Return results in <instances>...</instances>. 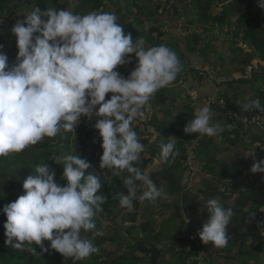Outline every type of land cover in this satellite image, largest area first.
Here are the masks:
<instances>
[{
	"label": "clouds",
	"instance_id": "1",
	"mask_svg": "<svg viewBox=\"0 0 264 264\" xmlns=\"http://www.w3.org/2000/svg\"><path fill=\"white\" fill-rule=\"evenodd\" d=\"M258 6L264 9V0H258ZM117 20L111 12L79 15L67 9L35 7L16 21L11 28L18 48L15 63H9L0 44V156L23 152L62 131L75 132L81 118L87 117L95 121L93 127L102 137L100 167L129 174L123 181L128 194H121L118 203L131 210L134 201L167 198L149 172L136 166L145 145L135 122L150 98L176 80L182 64L166 45L145 48L142 38L133 42ZM129 54H135L138 63L125 78L115 69L131 63ZM243 108L264 112L258 99ZM212 118L208 105L201 104L184 131L210 137L223 132L220 125L210 124ZM161 149L157 163L178 154L171 138ZM63 165L66 184L56 182L50 166L39 164L23 181L24 194L3 207L6 246L33 254H37L33 244L43 252L50 247L74 261L99 252L82 235L89 231L93 236L103 235L95 222L107 200L101 194L99 175L89 171L92 165L81 155H66ZM250 170L264 173V160L254 161ZM137 181L143 189L139 195ZM223 203L220 197L206 201L210 219L198 233L205 245L223 248L228 244L227 226L234 212ZM44 241L50 245L46 247Z\"/></svg>",
	"mask_w": 264,
	"mask_h": 264
},
{
	"label": "trees",
	"instance_id": "2",
	"mask_svg": "<svg viewBox=\"0 0 264 264\" xmlns=\"http://www.w3.org/2000/svg\"><path fill=\"white\" fill-rule=\"evenodd\" d=\"M82 1H84L82 5V11L84 12H71L79 15H85L92 11L111 12L115 14L112 8L113 5H111V0ZM246 1H249L250 3L244 6L242 3H245ZM29 2H31V0ZM49 2L57 5L58 11L66 9L68 6V2L65 1V3H62L61 0H35L32 2V5L34 8L39 7L41 10H46L51 8L49 6ZM157 2L158 9L160 8L158 11L160 14L159 18H163L162 21L164 23H161L158 18L151 15L150 9L154 3H148L147 11L144 8L136 6V2L133 0L131 2H129V0H125L124 6L121 4L118 5L121 8L118 6L114 7V9L119 8L118 13L130 15L129 20L127 21H125L123 17H118L117 23L123 27L125 33H130L132 35L133 42H135L137 38H142L145 41L144 47L148 48L152 46H158L159 43L163 41H171L167 40V38L168 36H172V40H176L177 42L183 44L182 47L177 44L170 46H173L176 50L182 52V57L179 58L182 64L181 73L178 74L174 82L164 88H161L149 100L154 101L155 105L159 104L161 106H166L169 103V107L166 109V111H160V114L162 113L164 115L163 119H159L158 113H155L150 121L143 122L142 119L137 118V121L135 122V131L137 132L141 142L145 145V152L142 154V158L136 166L140 167L144 171H148L150 178L155 185L157 184L156 175L160 174L162 175L163 179H166L169 182V185L172 187L171 192L176 193L179 191V188L182 185V180L184 176H186L185 171L183 169L180 170L185 159H187V155L183 154L184 152L188 151L187 146L192 145L194 142L193 139L196 137L193 134L184 133L187 123L194 118L197 109V107L192 105V101L190 100L192 96L189 94V88H192L198 95L200 101L199 106L201 104H207L208 101L207 105L213 113L212 119L216 122H219L217 125H220L224 128V131L220 133L221 137L217 142L215 137L208 138L210 139V143L216 142L215 144H219L223 139L228 137L233 145L231 148V153L228 152L229 154L224 156H215L214 161H210V164L207 163V166H205L209 173H218V178L212 177L210 178L211 182L207 183L204 181V179H200V172L198 171L193 179L189 176H186L188 186L189 183H191L193 186L204 188V199L207 201V197L208 199L218 197V188L220 185L219 180L221 176H227L229 178L236 177L235 172L232 171V167L241 164L237 162L235 165H233L234 160H242L245 163H248L249 160L248 158L238 157L242 155V153L238 150L240 147L237 145L236 140L233 141L231 137L232 135H235L234 133L236 131L239 130L231 125L233 119L226 113V109L225 111L220 109L221 100H224L225 105L231 109L233 113L234 110L243 109V116L251 117L252 111H245L243 108V103H241V106H239L240 102L238 103V95L244 97L246 103L257 99L259 101L264 99V90L259 89L257 92L253 91L254 85H258V82L264 79V69H262L261 72H256L254 74V78L251 81L240 79L238 81H222L218 83L217 75L231 76L235 72L243 71L245 66L252 61L253 56H259L264 59V14H260L261 10L263 9L259 7L256 12H253L252 8L257 4L251 3L252 0H237L239 3H236L235 1H231L233 3H227V0H157ZM229 4H236V6L231 10V6ZM19 6L20 4L10 3L9 0H0V17L6 18L12 23L18 16L16 13ZM135 7L138 8V11L135 14H132L131 10ZM192 12L196 16V20L190 17L191 14H193ZM235 17L236 19L232 20ZM136 21L139 22V26L135 25ZM148 21H152V24H150L148 28L144 27L146 26L145 23ZM228 21L234 22L232 26L235 30H239V35L242 40L248 42L251 47H253L252 52L245 54L242 57V61H240L241 66L240 68L236 67V70L226 68L224 62L220 63L222 68L217 67V64H219L218 60L213 58V56H209L207 57V63L212 65L211 69H208L207 71L204 70V72L194 70L193 74H190L189 66H195L202 61V57L198 54L202 53V51H204V49L207 48L210 43L214 46L217 45L215 41L218 39V35H220L218 34V30L222 29V26ZM159 22L161 24H159ZM165 25L169 28L168 31L162 29ZM178 29H183L184 31L191 29L192 33L182 36ZM198 30H205L206 33L208 30L215 32L209 35H203V33H200ZM159 32L161 34L158 37L157 34ZM210 38H212V40H210ZM4 51L9 56V63H15L18 53L16 42L13 41V47ZM233 51L234 53H237L238 51L241 53L240 48H234ZM193 54H195V58H193ZM127 58L131 60V63L122 66L124 71L130 74L135 69L138 60L135 57V54H129V57ZM223 60L225 59L223 58ZM227 72H229V74ZM211 74L214 75V78H211V80L207 79L209 82L202 83L200 81V79L203 78L202 75L210 76ZM180 78H183L184 82L186 83L185 85H181L183 84L181 82L180 84L178 83ZM232 85L237 87L231 90ZM172 86L173 88H171ZM254 90H256V88ZM111 95V93L107 94L106 99L110 98ZM182 95H185L188 101L187 103H183L182 107H179L176 105V98L177 96L181 97ZM252 96H255V98ZM238 106L240 108H238ZM145 108L146 107H144L143 110H145ZM177 109L179 112L176 114ZM237 112L240 113V111ZM182 114H184V116H182ZM213 120L210 121V124ZM222 121H224V124H221ZM94 122V120L89 121L87 117L81 118V122L77 126L76 130L77 137L74 141V147H72L69 136L72 134V132L62 131L54 138L45 137L41 142L37 143L36 145L29 146L23 152L12 153L7 156H0V165L2 166L0 167V264H42L43 260L47 261L48 264H85L84 261L91 257L94 260V253L85 259L74 261L71 258L63 257L55 250L54 256H50L49 251L51 252L52 250L50 247L47 252H43L39 246L33 244L31 247H35L37 253L33 254L32 252L22 251L11 246H6V237L4 234L6 215L2 211L6 204L15 201L20 195L24 194L23 181L32 174V171H34L35 167L39 164L45 163L50 166L56 172V182L62 185L66 184L67 181L64 180L60 182L59 177L63 176L64 157L68 154H73L81 155V158L90 162L92 167L89 169V171L95 172L97 175H99L100 182L103 185L101 194H104L107 197V200L102 205L103 211L100 212L98 216L105 222V224H108V222H106V209L111 215L113 210L108 208L112 207L114 204L119 206L118 197L121 194H128V190L123 184V181L128 177V173H121L118 171L113 179H109L106 176L104 173V170L106 169H102L100 167L101 156L103 153V149L101 147L102 137L99 134V130L93 127ZM149 125L150 127H148ZM228 125L232 126L230 130L227 127ZM151 129L157 132L158 135L157 138H155V140L150 143L149 138H151L153 134L152 131H150ZM63 134L64 136L65 134L67 136L64 137ZM146 135L149 137H146ZM170 138L175 140V150L178 152V154L174 158L169 157L167 161H163L161 159L160 162L157 163V159L161 156V146L163 144H167ZM239 138L240 136H238L237 140H239ZM205 140H207L206 137L200 141V143L207 142ZM195 154L194 161L199 162L201 161L200 157L205 156L206 158L209 152L207 149H203L201 152H197ZM243 156L245 157V154ZM209 158H211V156H209ZM258 159L264 160V154L262 153ZM21 171L23 172L22 177L18 174ZM253 176L256 177V183L261 182V184H259L258 190L264 189V180L263 182L261 180L262 177L264 178V173H255ZM116 179L122 184V191L116 188ZM190 179L192 180L190 181ZM237 183L238 182L231 186V190H237ZM136 184L138 187L141 185V182L137 181ZM142 190L143 189L139 190L140 192L138 195L142 193ZM241 191L242 195H239L236 199H234H238L237 202L223 201V206L226 209H233L234 212L233 217L227 226V232L229 234L227 246L223 248H217L213 244L209 243L207 245H203L202 248H198L195 244L194 248L189 250L184 257L182 255V251L184 250L178 252L177 256L180 262H183V264H189L192 259L202 256L203 259H207L209 263H212L213 260L215 261L217 257L223 259L222 261L219 260L220 262L218 261L217 264H249L251 261L253 263V260H247L255 254L253 249L256 246L260 250L263 249L262 244L260 241H258L259 239L257 240V238L260 236L264 237V234L261 231L258 237L253 236L252 240H249L245 238L246 233L244 232V229H246L248 225L251 226L250 230L252 232L258 230V227L264 228V216L261 210V207H264V195L262 196L264 193H261L257 203H252L254 200L252 199V201L249 202V206H251L249 208V206L246 207L247 204L244 207H239L242 201L247 202L245 199V191ZM212 192H216L218 194L212 195ZM200 195L201 194L198 193L197 198H200ZM221 198L224 199L223 197ZM201 201L203 202V200ZM133 203L134 205L136 204V206H142L143 204L142 201L138 200L134 201ZM162 205H164L163 208L169 209L167 204L164 203ZM138 206L137 208L135 207L131 210L123 209L119 219L122 222L128 220V224L131 225L136 224L139 231L143 234L142 239L138 241L143 243L142 245L146 250L141 251V246L136 247L138 245V241L135 244L128 242L131 244L130 246L129 244L127 245V247L131 248L128 254L120 253L118 258L110 261L104 259L101 264H158L151 256L152 253L150 250L154 248L157 252L161 251L164 248L162 242L165 240V237H170L172 240V244H170L171 247L168 246L172 250L176 249V242L190 241L188 239V235L186 238L181 236L180 233L182 225L176 230L174 228L172 229L173 219H181L182 217L181 208L179 205L175 207V215H173L174 217H164L161 222L155 219L154 214L150 212L155 207L153 202H147L146 206L141 211L138 209ZM203 206H205V204H203ZM241 210L244 211L243 214L241 213ZM204 211L206 212L207 209ZM254 218L260 221L256 225V228L251 225V221ZM181 221L183 220L181 219ZM109 224L111 226L114 225L111 223ZM105 226L107 227L109 225ZM128 227H130V229ZM127 228L128 229L126 233H131L133 227L127 226ZM120 231H122V228ZM82 235L85 237L92 236L93 232H83ZM112 240H114V236L109 232L107 233V236L104 237L100 242L97 241V244H106ZM241 241H243L244 247H239L238 252L232 255V249L236 247V245ZM44 244L46 247H48L50 242L44 241ZM118 250L121 252L122 245L118 247Z\"/></svg>",
	"mask_w": 264,
	"mask_h": 264
},
{
	"label": "rangeland",
	"instance_id": "3",
	"mask_svg": "<svg viewBox=\"0 0 264 264\" xmlns=\"http://www.w3.org/2000/svg\"><path fill=\"white\" fill-rule=\"evenodd\" d=\"M9 1H10V3L17 4L15 2L16 0H9ZM65 1L68 2V6L66 8L67 10L73 11L75 13H83L84 12V11H82L83 10L82 5H83L84 1H82V0H61L62 3H65ZM111 1H112L111 5H113L112 8H113L116 16L119 18L123 17V19H125V21L129 20V18H130L129 14L125 15L124 13H118L119 8L114 9V7H116L120 4L122 6H124L125 0H111ZM131 1L132 0H129V2H131ZM133 1L136 2L135 3L136 6L146 9V11L148 10V7H147L148 3L149 2L154 3L150 9L151 15L158 18V20H160L161 23H164L162 21L163 18H159L160 14L158 13V11L160 10V8L158 9L157 0H133ZM231 1H235L236 3H239V2H237V0H227V3H230ZM21 2L22 3H19L20 9L18 8V10L20 11V10L24 9V7H27L26 8L27 10L25 12L20 13V14H19V12H17L16 14L19 17L17 16L15 18V21H13L12 23L10 22V24H8V23L1 24L0 23V30L2 31V33L0 34V36L2 35L1 36L2 37V43L1 44L4 46V50H9V49H11V47H13V41H15V37L11 33V28L13 27V25L16 23L17 20L24 19V16L26 14H28L34 10V6L32 4H27L25 2V0H22ZM231 3H233V2H231ZM249 3H250L249 1H246L245 3H242V4H244V6H246ZM251 3L257 4L256 6H254L252 8V11L256 12L259 9L258 0H252ZM49 6L52 8L53 7L52 3L49 2ZM126 6H128V5H126ZM230 6H231V10H232L236 6V4H233ZM137 11H138V8L135 7L131 10V13L135 14ZM260 14L261 15L264 14V9L261 10ZM190 17L192 19L196 20V16L194 15V13L191 14ZM12 18H14V17H12ZM235 19H236V17L233 18L232 20H235ZM2 20L3 19L0 17V21H2ZM160 22H159V24H161ZM138 23L139 22L136 21L135 25L139 26ZM172 23H174V22H172ZM233 23L234 22L228 21L227 23H225V25L222 26V29L218 30V34H220V35H218V39L215 41V43L217 45L214 46L213 44L210 43V45H208V47L205 48L204 51H202V53L198 54L202 57V61L198 64L195 63L196 64L195 66L194 65L189 66V73L190 74H193L194 70L204 72V70L207 71L208 69H211L212 65L210 63H207V57H209V56H213V58L218 60L219 64H217V67L222 68L220 63L224 62L226 68H228V69H232V70L235 69L236 70L237 68H240V66H241L240 61H242V57L245 54L251 53L253 47H251V45L248 42L242 40V38L239 35V33H240L239 30H235L234 27L232 26ZM145 24H146V26H144V27L148 28L150 26V24H152V21H148ZM162 29L165 31H168L169 28L165 25V26H163ZM178 30L180 31V29H178ZM181 31L183 33L182 36H185L187 34L192 33L191 29L188 31H184L183 29H181ZM199 32L203 33V35H209V34L214 33L215 31L208 30V32L206 33L205 30H203V31L200 30ZM160 34L161 33L159 32L157 34V36L159 37ZM167 40H171V41H163V42H160L159 45L168 46L169 48H171L173 51L176 52V54L178 55L179 58L182 57V52L176 50L173 46L175 44H177V45L182 47L183 44L177 42L176 40H172V36H168ZM210 40H212V38H210ZM171 45H173V46L170 47ZM234 48H240L241 53H240V51H238L237 53H234V51H233ZM193 55H194L193 58H195L196 57L195 54H193ZM222 57L225 60H223ZM257 58H258L257 56H255V57L253 56L252 61L256 60ZM227 73L229 74V72H227ZM237 73H238L237 75L242 74V72H237ZM185 75H186V73H185ZM202 76H203V78L200 79V81L202 83H205V82H209L208 80H211V77L214 75L211 74V77L208 75H202ZM221 77H222L221 75H219V76L217 75V79L221 78ZM225 77L228 78L230 76H225ZM180 80H183V78L179 79V82H178L179 84H180ZM185 84L186 83L184 82V84H181V85H185ZM258 85H264V79L260 80L258 82ZM258 85H254L253 91L257 92L260 89V87H258V89H257ZM235 87H237V86L232 85L231 90L235 89ZM171 88H173V86ZM255 88H256V90H254ZM180 89H179V91H180ZM189 94L192 96L190 99L192 101V105L198 108L200 101H199L197 93L194 91V89L189 88ZM252 97L255 98V96H252ZM187 101H188V99L186 98L185 95H182L181 97L177 96L176 105L179 107H182V104L187 103ZM238 103H239V106H241V103L245 104L246 101H245L244 97L238 95ZM260 103L262 106H264V99H261ZM207 104H208V101H207ZM239 106H238V108H240ZM145 107L146 108H145V110H143V115L137 117V118L142 119L143 122L150 121L153 118V115H155V113H158L159 119H163L164 115L162 113L160 114V111H166V109L169 107V103L166 106H161L159 104L155 105L154 101H149ZM220 109H222L223 111H225L224 109H226V113L233 119L231 125L239 130V131H236L234 133L236 136L232 135V137H231V139L233 141L236 140L237 145L240 147L238 149L239 152L241 151V148L246 149L247 153L253 152L254 147H252V145H253L252 140H254V138L256 136H259V137L263 136V138H264V112L252 111L251 112L252 116L247 117L248 122L245 123L244 121H242V120L246 119V118L242 119L243 117H246V116H243L244 114H242L243 109L234 110L235 117H234L233 112H230L232 110L229 109L225 104H224V107L221 104ZM237 111H240V113ZM178 112L179 111L177 109L176 114ZM182 116H184V114H182ZM217 124H219V122H216L214 120L211 123V125H217ZM221 124H224V121H222ZM148 127H150V125ZM76 130H77V128H76ZM76 130H75V132H72L71 135H69L72 147H74V144H75L74 141L77 137ZM150 131H152V133H153L152 137L149 138V142L151 143L153 140H155V138H157L158 134L153 129H151ZM184 133H186V132L184 131ZM220 133L221 132H218L217 135L211 136V137L207 136V135H200L199 133H192L196 137H195V139H193L194 140L193 144L187 146L188 151L184 152V154H183V155H187V159H185L183 166L180 169V170L183 169L185 171L186 176H189L193 179L194 176L197 174V171H198V172H200L199 173L200 179H204V181L207 183L211 182L210 178H212V177L218 178V173H209V171L206 170L205 166H207V163L210 164V161L213 162L215 159V156H217V157L218 156H224V155L229 154L228 152L231 153V151H232L231 148L233 146L228 137L223 139L219 144H215L218 141V139L221 137ZM63 136H64V134H63ZM66 136L67 135L65 134L64 137H66ZM238 136H240L239 140H237ZM146 137H149V136L146 135ZM205 137L207 138V140H205L207 142H204V143L201 142L200 143V141H202ZM212 137H215V140H216L215 143H212V142L210 143V141H209L210 139H208V138H212ZM245 138L249 141L246 142ZM207 146H209V147H207ZM263 147H264V145H263ZM203 149L208 150V152H209L208 156H206V158H205V156L204 157L202 156V157H200L201 161L195 162L194 161V156L196 155L195 153L201 152ZM260 150H262V152H263L264 149L259 148L258 151H260ZM146 153H148V152H146ZM243 155L244 154H242L241 156H238V157L248 158L249 162H250L249 155L247 154V155H245V157ZM209 156H211V158H209ZM221 162H223V161H221ZM237 162L241 165H235ZM233 165H235V166L232 167V169H233L232 171L235 172L236 177L229 178L227 176H221V178L219 180L220 185L218 188L219 194L216 192H214V193L212 192V195L218 194V197L224 198V199L221 198L222 201H229V202H235L236 201L237 202L238 199L237 200H234V199H236L239 195H242L241 190H243V191H245V199L247 200V202L242 201V203H240L239 207H242V206L244 207V206H246V204H247L246 207H248L250 205L249 202H251L252 199H254L252 201V203H257V200L260 198L261 193H264V189H262V190L257 189L258 187H256V177L253 176L254 173L251 174L252 172L250 170L251 169L250 164L248 166V163H245L242 160H238V161L234 160ZM0 167H2V166L0 165ZM118 171H120V170H118V169H111V170L106 169V170H104V173L106 174V176L109 179H113L115 177L116 173H118ZM120 172L124 173V172H126V170L120 171ZM18 174L22 177L23 172L21 171ZM186 176H184V178L182 180V185L179 188V191L176 193H173V192H171L172 187L169 185V182L166 179H163L162 175L157 174L156 175V180H157L156 186L158 188H162L164 190V192L167 194V198L165 199V198L161 197L155 201L144 200V201H142V203H143L142 206L137 205L138 209L141 211L142 209H144L147 202H153L155 207L150 212L152 214H154L155 219H157L159 222H161L164 217L169 218V217L175 215V207L176 206L179 205L181 208V213H182L181 219L183 221H181V219L174 218L173 222H172V225H173L172 229L174 228L176 230L177 228H179L182 225L180 234L183 238H186V236L188 235V239L190 241H188V242L187 241H181L178 243L176 242V244H175L176 249L172 250L171 248H169V247H171L170 244H172V240L170 239V237H165V240L162 242V244L164 245V248L161 251L157 252L154 248L150 250V252L152 253L151 256L153 257V259L156 260V262L158 264H183V262L179 261V258L177 256L178 252H181L182 250H184V251H182V255L184 257L188 253L189 250H192L194 248L195 244L198 248H202V246L205 245L201 241V239L199 238V235H198V233L200 231H202L204 224L210 219V213L208 211H206V212L204 211L205 209H207L206 208V202H205L206 199H204L205 194L203 193L204 188L203 187L200 188L198 186H193L191 183H189V186H188ZM192 179H190V181ZM215 180H218V179H215ZM261 180L263 182L264 178L262 177ZM59 181L60 182L64 181L62 176L59 177ZM236 182H238L237 183L238 188L236 191H233V190H231V186ZM257 184L259 185V184H261V182H259V183L257 182ZM115 185H116V188L118 190L122 191V184L119 183V181H117V179L115 181ZM140 189H142V188L140 186H138V193L140 192L139 191ZM198 193L201 194L199 196L200 198H197ZM263 195L264 194H262V196ZM201 200H203V202ZM207 200H208V197H207ZM164 203L169 206V209L163 208L164 205H162V204H164ZM203 204H205V206H203ZM137 206L135 204L133 208H135V207L137 208ZM250 207L251 206H249V208ZM108 209L113 210L112 214L110 215V213H108L107 209H106V212H105L106 222H108V224H105V222L101 218H99V216H98L99 213L97 214V217L95 219V222L97 225L96 230L103 232V235L102 236H93V235L87 236V238L92 240L93 244L96 247H98L99 252L93 254L94 260L92 259V257L85 260L84 261L85 264H101V262L104 259H107L110 261V260H114V259L118 258V255H120V253L121 254H124V253L128 254L129 251L131 250V248L127 247V245L129 244L128 242H132V244H135V243H137L138 240H141L143 237V234L139 231L136 224L135 225L128 224L129 223L128 220H126L124 222L120 221L119 217L121 216L122 210L124 208L114 204L112 207H109ZM243 210H241L242 214L244 212ZM261 210H262L263 216H264V207H261ZM250 216H252V215H250ZM259 222L260 221L258 219L254 218L251 221V225H253L256 228V225ZM109 223L114 224V225L111 226ZM115 223H117V224H115ZM105 225H109V226L106 227ZM174 225L176 228L174 227ZM127 226L133 227L131 230V233H126L127 229L128 228L130 229V227L127 228ZM121 228H122V231H120ZM250 229H251L250 225H248V227L246 229H244V232L246 233L245 238L252 240L253 236H255V237L259 236L260 232L263 230V227H258V230L253 231V232ZM109 232L114 236V240L109 241L106 244L98 245L97 241L100 242L104 237L107 236V233H109ZM257 240L260 241V243L263 246V249L260 250V249H258L257 246L253 249L255 254L252 255L250 257V259L247 260V261L253 260V263L251 261L249 264H264V237L260 236L257 238ZM137 244L138 245L136 247H140V246L142 247V248L140 247L141 251L146 250L144 248V246L142 245L143 244L142 242L138 241ZM121 245H122V250L120 252L118 250V247H120ZM130 245L131 244H129V246ZM241 246L244 247L243 241L238 243L236 245V247L233 248L234 253H235V251H238L239 247H241ZM177 250H180V251H177ZM137 252H139V251H137ZM49 254H50V256H54V250H51V252L49 251ZM218 260H222V258L217 257V259H215V261L213 260L212 263H209V261L207 259H203V257L200 256L199 258L192 259L189 264H217ZM42 264H48V263H47V261L43 260Z\"/></svg>",
	"mask_w": 264,
	"mask_h": 264
},
{
	"label": "built area",
	"instance_id": "4",
	"mask_svg": "<svg viewBox=\"0 0 264 264\" xmlns=\"http://www.w3.org/2000/svg\"><path fill=\"white\" fill-rule=\"evenodd\" d=\"M2 19L3 20L0 21L1 24H6V23L10 24V22L7 19H5V18H2ZM257 57L258 58L256 60H254V61H252V62L247 64V66L245 67L246 69H244L243 71H238V72H242V74L237 75L238 73L235 72L236 74L234 73V74H232V76H230L228 78H226L225 76H227V75H225V76H222L221 78H218L217 82L220 83L222 81L226 82V81H233V80L234 81H238L240 79H245L247 81H251L254 78V74L256 72H261L262 69H264V59H262L259 56H257ZM115 70L118 71L125 78H127L130 75L129 73L124 71L122 65L118 66L117 69H115ZM210 77H211V75H210ZM211 78H214V76H212ZM180 82L184 84V80H181ZM221 104L224 107V104H225L224 100H221ZM230 112H232V111H230ZM233 114H234V117H235V113H233ZM244 118H246V119H244ZM242 119H244L242 121H244L245 123L248 122L247 116L243 117Z\"/></svg>",
	"mask_w": 264,
	"mask_h": 264
},
{
	"label": "crops",
	"instance_id": "5",
	"mask_svg": "<svg viewBox=\"0 0 264 264\" xmlns=\"http://www.w3.org/2000/svg\"><path fill=\"white\" fill-rule=\"evenodd\" d=\"M22 0H16L15 2L17 3V4H19V3H22L21 2ZM30 1V0H29ZM28 0H25V2L27 3V4H32V2H34V0H32L31 2H29ZM53 5V7H54V4H52ZM27 7H24V9H22V10H18L17 12H19V14L20 13H22V12H25L27 9H26ZM119 8H121L120 6H119ZM20 9V8H19ZM24 18H25V16H24ZM182 35H183V33H182V31L180 30L179 31ZM2 33V31L0 30V34ZM2 36V35H1ZM0 36V44L2 43V37ZM258 87H260V89L261 90H264V85H258ZM262 98V97H261ZM245 141L247 142V141H249V140H247L246 138H245ZM252 142H253V145H252V147H254V151H256L255 152V154L254 155H249V154H251L252 152H250V153H247V151H246V149H243V148H241V153L242 154H248L249 155V157H250V162H249V160H248V166H249V164H250V167H252V165H253V162L254 161H259V157L261 156V154L263 153L264 154V150H263V152H262V150H260V151H258V149L259 148H257V145H259L260 147H263V143H264V138H263V136H261V137H259V136H256L255 138H254V140H252ZM251 147V146H250ZM256 187H259V185L256 183ZM258 189V188H257ZM262 233L264 234V228H263V230H262ZM236 252H238V251H235V253ZM232 255L234 254V250L232 249V253H231ZM223 260V259H222ZM222 260H220V261H222ZM219 261V260H218ZM219 261V262H220Z\"/></svg>",
	"mask_w": 264,
	"mask_h": 264
},
{
	"label": "water",
	"instance_id": "6",
	"mask_svg": "<svg viewBox=\"0 0 264 264\" xmlns=\"http://www.w3.org/2000/svg\"><path fill=\"white\" fill-rule=\"evenodd\" d=\"M53 9L56 10V11H58V6L57 5H54Z\"/></svg>",
	"mask_w": 264,
	"mask_h": 264
}]
</instances>
